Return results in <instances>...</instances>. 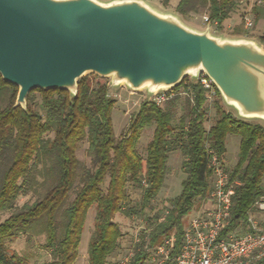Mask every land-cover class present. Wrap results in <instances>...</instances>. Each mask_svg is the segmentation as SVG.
Wrapping results in <instances>:
<instances>
[{"label":"trees","instance_id":"obj_1","mask_svg":"<svg viewBox=\"0 0 264 264\" xmlns=\"http://www.w3.org/2000/svg\"><path fill=\"white\" fill-rule=\"evenodd\" d=\"M169 2L163 0L165 6ZM198 4L207 8L209 20L217 22L218 30H223L231 15L242 7L240 0H181L176 11L185 16L196 12ZM252 10L260 16L257 5ZM239 31L232 34L241 36ZM258 38L264 44V34ZM95 80L80 79L76 96L66 90H34L24 109L16 106L19 88L0 75V213L11 211L8 219L0 223V264H24L22 257L10 254L6 247L8 241L22 235L29 239L45 237L41 249L51 259L44 264H76L84 226L93 207L95 231L89 264H109L123 238L116 215L145 218V212L164 187L170 154L179 152L184 157L182 168L186 176L182 191L162 215L145 218L147 229L135 246L130 264H147L148 250L170 236L176 238L171 254L176 258L186 228L184 219L198 202L208 199L212 190L209 150L224 165L230 136L240 138V146L234 167L224 165L230 184L236 183L231 219L224 235L248 233L250 216L258 220L261 217L264 222L256 208L264 198L263 124L235 117L222 106V96L214 86L218 98L214 103L216 120L207 130L209 91L198 80L189 82L185 78L172 89L176 95L163 106L154 101L142 102L126 131L117 138L112 121L116 100L110 98L108 83ZM180 89L188 98L176 127ZM151 124H155L154 135L142 156L137 147ZM50 134L53 138H49ZM84 142L88 143L90 169L81 168L77 155ZM40 187L34 203L16 206L21 196L37 194ZM129 187L140 192L138 205H132Z\"/></svg>","mask_w":264,"mask_h":264},{"label":"water","instance_id":"obj_2","mask_svg":"<svg viewBox=\"0 0 264 264\" xmlns=\"http://www.w3.org/2000/svg\"><path fill=\"white\" fill-rule=\"evenodd\" d=\"M204 71L242 118L264 120V50L195 32L141 1L0 0V75L27 108L34 90L76 96L88 73L153 94Z\"/></svg>","mask_w":264,"mask_h":264},{"label":"rangeland","instance_id":"obj_3","mask_svg":"<svg viewBox=\"0 0 264 264\" xmlns=\"http://www.w3.org/2000/svg\"><path fill=\"white\" fill-rule=\"evenodd\" d=\"M97 2L107 5L114 2H122L126 0H96ZM141 1L151 9H153L156 13L162 16H172L175 17L188 29L195 32H204L206 31L207 25L204 21V17H208V10L198 4V10L196 12H190L185 16H181L177 13L176 7L181 0H170L169 4L165 6L163 4V0H137ZM250 2H255L256 0H247ZM261 14L260 16H256V12H252V16L254 18L255 26L252 30H245L244 25H242V18L246 11L245 7H240L235 13H233L226 25H224L223 30H218L216 27H212L211 35L219 38L230 39V40H238V39H248L256 42L258 45L261 44L259 42V36L264 34V4L257 5ZM243 26V30H242ZM241 30V36H234L233 31ZM84 77H89L91 80L106 82L110 85V98L116 100V105L113 109L112 113V121L114 127V133L117 138L126 131L130 124L131 117L139 111L140 105L144 101H152L153 102V92L151 93L149 88H144L142 90H132L126 83H121L118 85H113V76L110 77H98L94 73H88ZM83 77V78H84ZM189 82H196L197 78L193 75H189L187 77ZM161 92H165V90H160ZM175 94V93H174ZM176 95V94H175ZM179 102L177 103V107L175 109V119L174 126L177 127L181 117H183L186 110V101H187V93L180 89L179 92ZM35 96H38L36 94ZM209 101L206 103V107L208 108L207 120L205 122V127L207 130L211 128L216 120V112L214 109V103L218 100V98L212 94L209 96ZM222 106L229 107L226 105L224 99L221 101ZM163 106V105H162ZM166 106V105H165ZM164 106V107H165ZM231 111L235 114L237 112L233 109ZM258 122V120H255ZM254 122V121H252ZM261 123V121H259ZM262 124V123H261ZM155 130V124H151L146 127L140 142L138 144L137 150L140 155L145 156V151L148 143L152 140ZM49 138H53V135L50 134ZM240 138L235 136H230L228 138L227 145V153L224 160L225 167L232 169L238 160L239 146H240ZM88 143L84 142L80 145L79 150L77 152L78 159L81 162V168L90 169L92 167L91 161L87 155ZM184 161V157L179 152L171 153L168 160V173L165 180L164 187L162 188L159 196L155 201L152 202L151 208L145 212V218L153 217L157 213L162 215L165 212L167 207H170L171 201L178 197L182 191V182L186 178L185 173L182 168V164ZM43 164L39 166V170L41 171ZM36 178L39 182H42V177L38 173H36ZM106 188V185L103 189ZM42 188H37V194H33L30 192L28 196H21L17 202V207H22L24 204H32L36 201L38 192H41ZM129 195L131 198L132 205H138L141 200V194L139 191L134 190L129 187ZM203 203L198 202L193 210L186 216L184 219V225H189L190 221L199 215L201 212V207ZM11 211L0 213V223L4 220L8 219ZM95 216H96V207H93L89 213L88 218L86 220V224L84 226V232L82 234L79 256L76 264H89V249L90 243L95 231ZM144 217H140L137 215H133L130 218H127L123 214H117L115 217V222L120 224L123 238L120 241V247L118 251L109 259V264H120L121 260L127 256L130 252L135 250V238L139 234H143L144 229H147V219ZM258 219V218H257ZM261 220V217H259ZM240 234V233H239ZM242 234V233H241ZM45 244V237H33L28 238L25 235L18 236L11 241L6 243L7 250L10 254H16L23 258L24 264H44L47 261H50V254L43 249L41 246ZM264 262V259L261 261ZM259 263V262H258ZM257 261H253L251 264H258Z\"/></svg>","mask_w":264,"mask_h":264},{"label":"built area","instance_id":"obj_4","mask_svg":"<svg viewBox=\"0 0 264 264\" xmlns=\"http://www.w3.org/2000/svg\"><path fill=\"white\" fill-rule=\"evenodd\" d=\"M246 11L242 18L245 30H252L255 26L252 16L255 5L264 4V0L254 3L240 0ZM206 25L218 27L217 22L211 23L209 17H204ZM197 80L209 91V96L214 94L213 81L202 71ZM216 87V86H215ZM215 95V94H214ZM175 96L171 90L158 92L153 96V101L162 106ZM212 169V190L208 199L203 203L201 212L193 218L184 228L181 251L176 258H172L175 236L165 238L160 245L148 250L147 264H251L264 259V222L250 216L248 218V233L236 236L224 235L231 219L232 197L234 185L230 184L229 174L218 156L209 150ZM256 208L264 217V198ZM141 234L135 238V246L140 243ZM135 252L125 256L120 264H130Z\"/></svg>","mask_w":264,"mask_h":264},{"label":"crops","instance_id":"obj_5","mask_svg":"<svg viewBox=\"0 0 264 264\" xmlns=\"http://www.w3.org/2000/svg\"><path fill=\"white\" fill-rule=\"evenodd\" d=\"M259 46H261V48L264 50V44L262 43V44H259ZM227 105V104H226ZM228 107H229V109H230V111H231V109H233V110H235L236 112H238L234 107H231V106H229V105H227ZM232 112V111H231ZM232 114L235 116V117H238L239 119H244V120H247V121H254V122H257V121H255V120H258V123H259V121H261V123L264 125V120H259V119H245V118H242L240 115H239V113H237V114H235V113H233L232 112Z\"/></svg>","mask_w":264,"mask_h":264}]
</instances>
